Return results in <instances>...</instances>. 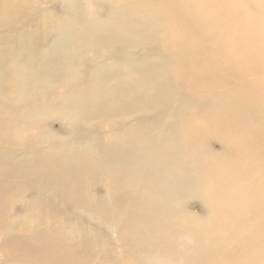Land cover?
<instances>
[{"label": "bare ground", "instance_id": "obj_1", "mask_svg": "<svg viewBox=\"0 0 264 264\" xmlns=\"http://www.w3.org/2000/svg\"><path fill=\"white\" fill-rule=\"evenodd\" d=\"M79 2L0 33V264H264V0Z\"/></svg>", "mask_w": 264, "mask_h": 264}, {"label": "rangeland", "instance_id": "obj_2", "mask_svg": "<svg viewBox=\"0 0 264 264\" xmlns=\"http://www.w3.org/2000/svg\"><path fill=\"white\" fill-rule=\"evenodd\" d=\"M79 1V0H78ZM88 0H80L79 5L84 4ZM49 13V37L55 28V22L52 18V14L56 16H62L65 14L61 6V0H27L23 5V11L21 16L17 17L11 23H8L6 19L0 20V33L18 35L25 32L27 29L32 36L31 40H28L32 45H36L42 34L47 30L46 25L48 20L46 16ZM59 125L54 123L51 125V130L58 131ZM218 150V147L215 148Z\"/></svg>", "mask_w": 264, "mask_h": 264}]
</instances>
